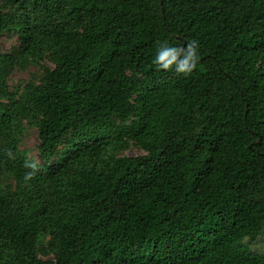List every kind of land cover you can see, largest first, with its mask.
<instances>
[{
    "label": "trees",
    "instance_id": "trees-1",
    "mask_svg": "<svg viewBox=\"0 0 264 264\" xmlns=\"http://www.w3.org/2000/svg\"><path fill=\"white\" fill-rule=\"evenodd\" d=\"M2 34L0 264H264V0H0Z\"/></svg>",
    "mask_w": 264,
    "mask_h": 264
},
{
    "label": "rangeland",
    "instance_id": "rangeland-1",
    "mask_svg": "<svg viewBox=\"0 0 264 264\" xmlns=\"http://www.w3.org/2000/svg\"><path fill=\"white\" fill-rule=\"evenodd\" d=\"M14 43V38L9 37L6 34L0 35V52L7 51L10 48V45ZM46 65L51 66L49 62H45ZM41 73V68L39 66L30 65L24 70L15 69L9 76V85L11 89H20L22 88L29 80L37 78ZM38 136L37 129L34 126L28 127L27 132L22 137L20 147L24 148L28 155L34 159L36 162H40V157L38 155ZM142 153V150L133 144L124 149L121 154L124 155H136ZM248 242V241H247ZM251 248L262 249V243H253L250 245Z\"/></svg>",
    "mask_w": 264,
    "mask_h": 264
},
{
    "label": "clouds",
    "instance_id": "clouds-1",
    "mask_svg": "<svg viewBox=\"0 0 264 264\" xmlns=\"http://www.w3.org/2000/svg\"><path fill=\"white\" fill-rule=\"evenodd\" d=\"M198 57L196 41H190L186 47L178 48L164 45L158 47L153 63L162 69H172L177 73H188L192 70ZM34 167V165H33ZM32 175L26 174V179Z\"/></svg>",
    "mask_w": 264,
    "mask_h": 264
}]
</instances>
